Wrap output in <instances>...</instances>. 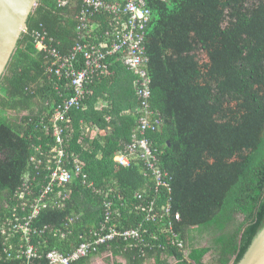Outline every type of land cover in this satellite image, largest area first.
<instances>
[{"label":"trees","instance_id":"16d2710c","mask_svg":"<svg viewBox=\"0 0 264 264\" xmlns=\"http://www.w3.org/2000/svg\"><path fill=\"white\" fill-rule=\"evenodd\" d=\"M147 1L153 12L146 36L152 103L164 117L161 129L150 135L161 150L159 164L170 174L171 191H157L141 162L122 168L115 164L116 152L131 142L140 115L136 77L118 58L112 59L110 74L90 84L86 106L71 110L69 147L80 153L99 188L113 189L109 198L122 207L113 221L117 227L144 220L145 213L135 207L148 200L159 208L170 202L173 214L180 213L175 230L183 247L171 242L176 238L171 233L153 238L165 229L162 217L148 224L150 245L134 247L116 239L109 246L114 256H123L127 264H208L204 258L211 253L216 264H236L264 226V0ZM81 5L82 0L66 7H59L58 0H39L0 80V223L36 145L48 135L42 118L72 94L68 80L48 70L50 61L31 31L45 27L66 53L75 42ZM86 125L107 133L88 143ZM136 191L143 199L135 198ZM104 199L105 194L75 180L66 206L43 210L35 225L61 226L68 216L81 217L68 240L47 236L44 249L68 252L79 245L80 235L102 220ZM2 250L0 233V264L25 263L3 259ZM106 250L101 246L72 264H91Z\"/></svg>","mask_w":264,"mask_h":264},{"label":"built area","instance_id":"2783aa9c","mask_svg":"<svg viewBox=\"0 0 264 264\" xmlns=\"http://www.w3.org/2000/svg\"><path fill=\"white\" fill-rule=\"evenodd\" d=\"M70 2L58 0V6L66 7ZM101 15L106 17V27H102ZM76 19L75 42L66 53L55 45L59 42L49 35L45 27L31 31L36 47L46 53L50 61L48 70L60 79H67L72 94L59 102L53 111L47 110L46 116L51 115L47 122L46 116L42 118L48 135L36 145L35 154L30 157L21 184L7 202V212L0 223L1 257L5 260L25 259L24 264H36L43 260L48 264H72L81 257L98 252L101 246H107L102 255L110 257L113 255L109 250L110 242L116 239L128 240L129 245L134 247L150 245L145 237L149 232L148 224L158 222L162 217L168 223L164 221L165 229L161 233H153V238L159 240L164 233H171L176 237L171 242L183 247L184 241L177 237L175 230V221H179L181 216L179 212L173 214L170 202L160 208L154 200H148L146 204L140 202L135 209L145 213L144 220L136 226L117 227L113 221L122 215V207L109 198L113 189L99 188L90 179L80 153L69 147L74 129L71 110L86 106L90 84L96 77L110 74L112 59L118 58L136 77L140 115L131 142L116 152L115 164L117 168H122L141 162L145 175L156 181L157 191L162 187L171 191L170 174L159 164L161 150L154 145L150 135L164 124L162 113L152 103L153 78L146 44L147 30L153 19L152 9L147 0H82ZM27 30L28 27L24 32ZM51 103L50 100L45 102L47 106ZM99 130L97 126H85V133L90 134L89 143L99 137ZM75 180H80L96 193L105 194L104 216L98 226L80 235L82 241L77 246L73 245L72 250H45L47 236L68 240L81 215L68 216L61 226H36L35 220L45 209L65 207L71 198ZM135 198L143 199L142 192L136 191Z\"/></svg>","mask_w":264,"mask_h":264},{"label":"water","instance_id":"95a60500","mask_svg":"<svg viewBox=\"0 0 264 264\" xmlns=\"http://www.w3.org/2000/svg\"><path fill=\"white\" fill-rule=\"evenodd\" d=\"M38 4L39 0H0V80ZM236 264H264V226Z\"/></svg>","mask_w":264,"mask_h":264},{"label":"rangeland","instance_id":"374dc122","mask_svg":"<svg viewBox=\"0 0 264 264\" xmlns=\"http://www.w3.org/2000/svg\"><path fill=\"white\" fill-rule=\"evenodd\" d=\"M206 242L207 241L205 240L204 244H206ZM108 258L109 257H106V256L100 254V255L95 256L93 259V262H91V263L97 264L98 262H102V264H115L116 261H121L124 264H127V259L124 258L123 256H117L116 257V256L112 255V256H110V260ZM204 261L207 262L208 264H216L214 256L211 253H208L205 256ZM169 262L173 263V262H175V259H171V260L169 259ZM147 264H152V262L147 263ZM153 264H154V262H153Z\"/></svg>","mask_w":264,"mask_h":264},{"label":"crops","instance_id":"0c3cea01","mask_svg":"<svg viewBox=\"0 0 264 264\" xmlns=\"http://www.w3.org/2000/svg\"><path fill=\"white\" fill-rule=\"evenodd\" d=\"M103 105H104V102L101 101V102H99V104H98L97 106H98V108H102ZM103 133H107V130H99V131H98V135H99V136H100L101 134H103ZM88 143H89V142H88ZM91 264H93V263H91ZM97 264H102V262H98Z\"/></svg>","mask_w":264,"mask_h":264}]
</instances>
